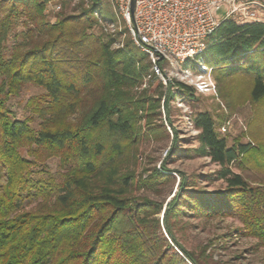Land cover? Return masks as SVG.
I'll list each match as a JSON object with an SVG mask.
<instances>
[{
    "label": "trees",
    "instance_id": "trees-1",
    "mask_svg": "<svg viewBox=\"0 0 264 264\" xmlns=\"http://www.w3.org/2000/svg\"><path fill=\"white\" fill-rule=\"evenodd\" d=\"M51 1L0 0V264H199L174 233L188 210L236 217L264 247V21L221 20L203 54L229 106L239 99L252 106L250 141L229 144L219 131L224 115L217 121L210 111L195 113L193 151L219 166L203 178L225 187L196 190L182 175L164 208L131 195L139 143L152 115L161 116L163 106L172 123L170 102L194 100L196 89L160 81L164 96H148L139 90L145 78H159L148 55L132 39L117 45L121 32L94 31L110 16L102 0L82 1L79 13L63 10L54 23L45 13ZM23 18L25 29L8 48ZM166 64L161 59L164 74ZM27 84L43 92L18 118L7 102ZM177 141L175 131L172 150ZM162 166L144 181L168 179Z\"/></svg>",
    "mask_w": 264,
    "mask_h": 264
},
{
    "label": "rangeland",
    "instance_id": "rangeland-1",
    "mask_svg": "<svg viewBox=\"0 0 264 264\" xmlns=\"http://www.w3.org/2000/svg\"><path fill=\"white\" fill-rule=\"evenodd\" d=\"M82 1L88 6L89 0H73L66 3V7L61 0H52L46 7L45 13L48 19L54 23L57 15L61 11L67 13H79L81 11ZM104 7L108 10L110 16L103 25H97L95 32H121L117 45H122L131 39L127 23L118 15L110 0H102ZM228 7L223 5L216 13L219 20L226 17ZM100 17V15H99ZM111 17V18H110ZM264 19V17H261ZM24 19L16 21L13 31L10 33L6 42L8 48H11L16 40V33L25 29ZM238 19V18H237ZM103 18H101L102 22ZM239 22H250L245 19H238ZM150 59L147 58L146 61ZM210 65V61L205 60ZM183 66V63L181 64ZM192 72L197 73V67L191 63ZM164 71L167 75H173V68L165 65ZM214 79L212 70L210 73ZM160 78L151 79L146 77L139 90H146L150 97L164 96L165 89L160 86ZM215 81V79H214ZM215 90L212 93L195 92V99H183L176 97L170 102V118L172 123L166 119L163 106L160 108L161 116L152 115L151 121L146 129V136L139 143L138 161L134 166L136 172V182L131 195L136 200L141 197H147L153 201L161 202L166 208L167 204L174 197L179 189L182 175L194 179V189L213 192L222 190L225 183L222 181H213L203 178L206 175H213L219 166L208 157L197 156L194 149L199 145L196 138L198 130L195 129L192 116L199 111H210L217 121H220L219 115H224L219 131L226 135L228 143L232 144L237 137L246 143L250 141V121L254 116V110L249 102L239 99V103L230 107L227 101L221 96V90L215 81ZM165 88V87H164ZM43 89L27 84L18 96L11 97L7 105L18 118H24L29 115L27 101L30 97L40 94ZM164 99V97H163ZM162 99V104L164 100ZM145 121H142L144 125ZM256 128V127H254ZM177 131L178 141L176 148L172 150L174 132ZM168 167L169 178L164 181H155L153 183L145 182L144 179L149 176L154 169L162 171V165ZM58 160L50 161L52 170H56ZM237 171V169H235ZM163 218V212L157 215ZM174 233L178 241L189 251L199 264H264V247L254 237L243 233L242 223L236 217L229 216H205L189 211L179 215L174 224ZM165 236L167 234L164 232ZM173 245L175 251L179 253L187 262L186 256ZM190 264V262H189Z\"/></svg>",
    "mask_w": 264,
    "mask_h": 264
},
{
    "label": "built area",
    "instance_id": "built-area-1",
    "mask_svg": "<svg viewBox=\"0 0 264 264\" xmlns=\"http://www.w3.org/2000/svg\"><path fill=\"white\" fill-rule=\"evenodd\" d=\"M110 1L127 23L131 39L148 55L152 69L165 85L181 81L206 94L216 88L210 75L212 68L203 58L206 40L221 22L216 13L226 5L225 18L264 21L260 15L264 7L252 0ZM161 59L172 66V77L163 73ZM191 63L197 67L196 74Z\"/></svg>",
    "mask_w": 264,
    "mask_h": 264
},
{
    "label": "crops",
    "instance_id": "crops-1",
    "mask_svg": "<svg viewBox=\"0 0 264 264\" xmlns=\"http://www.w3.org/2000/svg\"><path fill=\"white\" fill-rule=\"evenodd\" d=\"M252 1H255V2L259 3V4H261L264 7V0H252ZM260 15H261V17H264V8L261 9Z\"/></svg>",
    "mask_w": 264,
    "mask_h": 264
}]
</instances>
